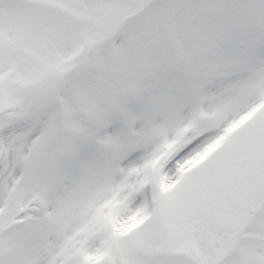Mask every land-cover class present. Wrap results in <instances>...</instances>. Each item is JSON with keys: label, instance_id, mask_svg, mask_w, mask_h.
Wrapping results in <instances>:
<instances>
[{"label": "snow or ice", "instance_id": "1", "mask_svg": "<svg viewBox=\"0 0 264 264\" xmlns=\"http://www.w3.org/2000/svg\"><path fill=\"white\" fill-rule=\"evenodd\" d=\"M0 264H264V0H0Z\"/></svg>", "mask_w": 264, "mask_h": 264}]
</instances>
